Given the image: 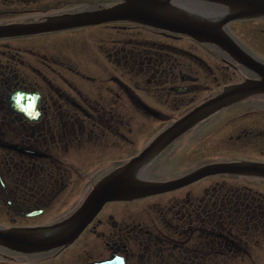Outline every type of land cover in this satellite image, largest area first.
Masks as SVG:
<instances>
[{
	"label": "flooded vegetation",
	"instance_id": "af4514ba",
	"mask_svg": "<svg viewBox=\"0 0 264 264\" xmlns=\"http://www.w3.org/2000/svg\"><path fill=\"white\" fill-rule=\"evenodd\" d=\"M121 3L0 0V28L44 25ZM170 3L208 22L264 68V15L238 18L230 6L209 0ZM71 60L92 64L93 73ZM260 81L214 42L134 22L0 36V264H264V176L254 174H211L108 202L71 244L49 251L4 245L10 234L42 239L64 226L100 183L179 121L231 88ZM215 148L228 155L217 157ZM242 163L264 166V93L208 116L133 175L165 184ZM162 166L165 175L156 172ZM216 178L236 189L212 183L195 190Z\"/></svg>",
	"mask_w": 264,
	"mask_h": 264
},
{
	"label": "water",
	"instance_id": "95a60500",
	"mask_svg": "<svg viewBox=\"0 0 264 264\" xmlns=\"http://www.w3.org/2000/svg\"><path fill=\"white\" fill-rule=\"evenodd\" d=\"M209 1L230 6L238 18L264 15V0ZM170 2L171 0H122L119 6L108 10L68 16L44 25L0 28V36H11L65 30L110 22H134L186 35L201 42H214L239 61L256 70L262 78L260 82L247 83L231 88L220 98L204 104L179 121L170 130L158 137L140 157L100 183L83 208L64 226L52 230L50 234L42 239L33 235L10 234L4 242L6 247L19 252L34 253L49 251L71 244L100 212L103 206L111 201L140 198L178 189L211 174H254L264 176V166L242 163L205 167L189 177L165 184L143 183L134 177L133 173L142 164L148 162L160 150L208 116L233 102L245 98L249 94L264 93V68H256L254 63L240 54L237 48L233 47L227 38L220 36L208 22L192 13L173 7Z\"/></svg>",
	"mask_w": 264,
	"mask_h": 264
},
{
	"label": "rangeland",
	"instance_id": "374dc122",
	"mask_svg": "<svg viewBox=\"0 0 264 264\" xmlns=\"http://www.w3.org/2000/svg\"><path fill=\"white\" fill-rule=\"evenodd\" d=\"M82 46H83V43H78V46L76 48V51L77 52H81L82 51V49H81ZM56 55H60V53H58ZM81 62H84V61L71 60V64H72L73 67H76L77 69H78V67H81V70L83 72L93 73L90 70V67H92V64L91 65L88 64V65H84V66L82 65V66H80L79 64ZM214 150H216L217 157L224 156V155L227 156L228 155V153H227V151L225 149L215 148ZM204 152H205V155L208 154L207 151H205V149H204V151H202V153H204ZM236 157H238V156H236ZM158 169H159V171H156V172L157 173H160V175H165L166 172H167L166 167H163L162 166L161 168L160 167L157 168V170ZM153 173H155V172H153ZM225 181H227V180H224V179H214V180H210V181L205 182L206 184L205 183L201 184L199 187L195 188V190H208V189H211L210 186H211L212 183H215L217 186H223L225 184V187H222V188L225 189V190H227V191H230L232 189H236V188H233V186H231L230 182H226L225 183ZM153 201H155V200H153ZM149 204H152V203H149ZM149 204L142 203V204H138V205H149ZM89 243L91 244L92 241H89Z\"/></svg>",
	"mask_w": 264,
	"mask_h": 264
}]
</instances>
